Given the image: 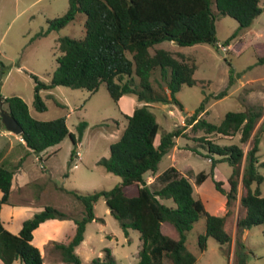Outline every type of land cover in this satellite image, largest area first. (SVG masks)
<instances>
[{"label":"trees","instance_id":"trees-1","mask_svg":"<svg viewBox=\"0 0 264 264\" xmlns=\"http://www.w3.org/2000/svg\"><path fill=\"white\" fill-rule=\"evenodd\" d=\"M261 0H68L66 12L48 22V30H59L72 22L78 14H84L85 35L82 38L61 37L58 39L56 68L49 83L35 80L34 107L44 111L40 91L55 86L74 89H86L96 92L100 85L105 87L117 102L123 95L132 94L142 103L131 114H124L126 126L119 139L110 144L109 157H102L98 164L104 169L122 178V182L109 191H96L90 194L72 195L83 205L80 218H72L53 207L46 206L32 217L22 222L17 234L8 231L0 218V264H12L20 260L22 264H43L40 250L32 244L33 231L48 219H73L76 229L67 243H56L62 261L66 264H82L75 248L83 241L86 224L93 221L94 204L104 198L112 215L119 221L127 234L135 229L140 234L139 259L135 264H195L196 257L186 247L187 232L201 217L205 218V233L198 237L200 251L206 249V239L214 238L222 247L231 242V235L224 229L227 216L237 199L239 167L244 162L241 182L246 193L240 198L245 215L237 221L236 264H247L244 246L240 240L242 230L262 225L264 233V197L259 185L263 176L258 165L260 132L264 131V117L252 136L258 121L263 116L260 107H249L243 111H228L219 124H213L198 118L204 111L207 97L195 112L187 119L192 131H203L196 138L201 143L202 153L212 162V173L217 163L227 162L233 171L227 178V189L222 181H215L216 189L224 194L227 212L217 216L206 211L200 198L193 195V186L189 179L174 166L157 174L158 165L175 146V138L185 136L184 127H176L162 134L155 143L160 125L151 111L152 103L173 102L181 107L176 93L181 85H195L198 80L192 76L196 70L194 63L189 64L182 54L178 58L169 50L154 48L164 41L179 46H192L205 43L218 48L216 38V19L218 16H230L238 22L237 30L226 40L234 39L240 31L248 29L255 18L262 13ZM154 48L153 53L150 49ZM264 63V56L259 59ZM159 70L165 83L162 92L152 85V76ZM5 66L0 60V76ZM229 84L233 83V69L229 68ZM228 88L215 95L222 98ZM6 110L22 127L20 134L25 145L36 154L60 143L69 137L75 144L76 139L69 131L65 117L48 121L34 119L27 104L18 96L1 99ZM58 104V103H57ZM61 105V104H59ZM86 122L79 126L80 132ZM219 134L232 137L240 134L239 144L219 145L207 135ZM251 146L244 154L241 143L250 140ZM75 151L71 152V159ZM217 157V158H215ZM21 160L15 168H19ZM15 171L0 164V210L2 204H9L12 180ZM156 175V176H155ZM155 176L152 182L147 177ZM208 174L204 171L196 175L195 183L200 185ZM255 184V189L251 186ZM171 199L175 206H166L162 200ZM162 223H169L177 232L173 238L162 231ZM103 260L95 258L91 264H118L108 248H105Z\"/></svg>","mask_w":264,"mask_h":264},{"label":"rangeland","instance_id":"rangeland-1","mask_svg":"<svg viewBox=\"0 0 264 264\" xmlns=\"http://www.w3.org/2000/svg\"><path fill=\"white\" fill-rule=\"evenodd\" d=\"M260 6L262 13L248 29L240 31L229 44L225 42L237 30L238 22L225 15L216 19L218 48L205 43L179 46L170 41H164L154 47L169 50L176 58L178 54H182L185 61L194 63L196 70L192 77L200 82L192 86L181 85L176 93L181 107L173 102L151 104V111L160 125L156 144L162 134L176 127H184L183 132H186L185 136L175 138V146L161 159L156 175L174 166L189 179L194 189V197L202 200L206 211L217 216H224L227 207L226 198L216 189L215 181H222V187L227 189L226 180L233 168L227 162H219L212 173V162L192 152L191 148L197 147L205 153L200 147L201 143L195 140L204 135V132L192 131L187 119L207 97L204 111L198 118L219 124L228 111H243L251 106L260 107L263 116L252 136L257 132L264 117V63L259 62L264 56V0L260 1ZM67 8L68 0H0V60L5 66V73L0 76V103L2 98L18 96L27 104L29 114L34 119L48 121L65 117L66 125L76 139L74 144L69 137H65L60 143L38 155L29 148L27 151L24 143L15 140L5 129L0 118V143L14 144L3 163L15 171L9 201L26 208L18 214L13 224L23 222L46 206L60 210L72 218H80L83 205L72 192L90 194L109 191L120 184L122 178L106 171L98 161L102 157H109L110 144L117 141L122 134L126 126L124 114H131L135 107L142 104L132 94L123 95L114 102L105 84L100 85L93 93L86 89L60 85L52 89H42L40 96L46 109H35V80L32 75L37 76L41 82L49 83L56 68V58L60 55L57 48L58 39L65 36L79 39L85 35L84 14H78L72 22L59 30L39 35L47 32L49 20L63 15ZM154 48L150 49L151 53ZM230 67L234 75L232 84H229ZM152 85L162 92L165 83L160 78L159 70L152 76ZM158 85L163 88H158ZM226 88L227 95L219 99L214 98ZM2 108L6 109V104L2 103ZM82 122L87 125L80 132L79 126ZM207 136L219 145L239 144L240 138V134L232 137L219 134ZM251 141L252 137L248 142L240 144L244 154L250 148ZM73 150L75 153L71 159ZM258 158L259 163L264 161V131L260 132ZM20 160L21 166L17 169L15 167ZM243 166L244 162L239 167L237 199L231 207V214L227 216L229 219L226 227L224 226L232 240L222 247L214 238L208 237L206 249L200 251L198 237L205 233V218L201 217L187 232L186 237V247L195 255V264H236L238 229L237 221L234 227L232 214H237V220L245 215V209L240 204V198L246 193L241 182ZM257 168L263 176L259 190L264 197V167L258 165ZM201 171L208 174V177L197 185L195 178ZM155 176H148V181L152 182ZM255 187L253 184L251 189L254 190ZM162 202L166 206H175L171 199H163ZM94 214L96 218L86 224L84 239L75 248L82 264H91L95 258L103 260L105 248L110 250L118 264H135L139 259L141 245L139 232L129 229L126 234L104 198H99L94 204ZM1 218L6 225L8 214L5 206ZM65 230L47 241H42L41 233L35 235L34 243L40 246V249L37 248L42 255L43 264H66L55 248L56 243H67L75 233L74 230L72 235L68 234V227ZM240 240L244 246L246 263L264 264L263 226L257 225L242 230ZM12 264L22 263L16 260Z\"/></svg>","mask_w":264,"mask_h":264},{"label":"crops","instance_id":"crops-1","mask_svg":"<svg viewBox=\"0 0 264 264\" xmlns=\"http://www.w3.org/2000/svg\"><path fill=\"white\" fill-rule=\"evenodd\" d=\"M8 133L13 135L15 140H18V141H21L22 143H24V141H22V138L20 135L13 134L9 131H8ZM3 136H4V134H3ZM9 141H10V139H9ZM24 144H22V145H24ZM12 145H14L13 142L8 143V144H6L5 142L0 143V164H3L5 162V160L8 158L10 151L13 149ZM25 147H27V146L25 145ZM27 151H28V147H27ZM3 206H5V209H6L7 214H8V218H7L8 222L6 225L4 224V222L2 221V218H1ZM25 209L26 208H24L23 206H20V204H14V203H11L10 201H9V204H2L1 210H0V218H1L3 226L8 231H10L11 233L17 234L19 232V230L21 229L22 222L18 223V224H13L12 222H14L16 220L18 214L21 211H25ZM233 214H232V220L234 222V227H235L236 221H238V220H237V214H234V215ZM228 219L226 218L225 225H224L225 227H226V224L228 222ZM8 226H10V227H8ZM66 227H68V232H69L68 234L72 235L74 230H75V223L73 220H69V219H64V220L48 219L45 222L41 223L38 226V228H36L33 231L32 244L40 249V246L36 245L34 243L36 234L41 233V235L43 236L42 241L43 240L47 241L50 237L57 236L58 233L61 234V231L65 230ZM161 228L165 234H167L173 238H177V232L175 231L173 226H171L169 223H162Z\"/></svg>","mask_w":264,"mask_h":264},{"label":"water","instance_id":"water-1","mask_svg":"<svg viewBox=\"0 0 264 264\" xmlns=\"http://www.w3.org/2000/svg\"><path fill=\"white\" fill-rule=\"evenodd\" d=\"M0 118L1 123L7 131L16 135L21 134L22 127L17 122V120L9 113V111L2 108V102L0 103Z\"/></svg>","mask_w":264,"mask_h":264},{"label":"built area","instance_id":"built-area-1","mask_svg":"<svg viewBox=\"0 0 264 264\" xmlns=\"http://www.w3.org/2000/svg\"><path fill=\"white\" fill-rule=\"evenodd\" d=\"M76 154H77V156H79V153H78V152H77ZM78 158H79V157H78Z\"/></svg>","mask_w":264,"mask_h":264}]
</instances>
